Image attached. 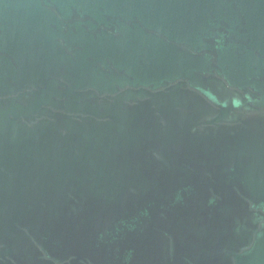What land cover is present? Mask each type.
<instances>
[{
    "label": "water",
    "instance_id": "1",
    "mask_svg": "<svg viewBox=\"0 0 264 264\" xmlns=\"http://www.w3.org/2000/svg\"><path fill=\"white\" fill-rule=\"evenodd\" d=\"M0 264H264V0H0Z\"/></svg>",
    "mask_w": 264,
    "mask_h": 264
}]
</instances>
